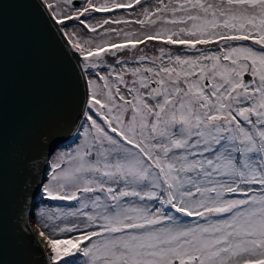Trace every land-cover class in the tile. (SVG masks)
Wrapping results in <instances>:
<instances>
[{
    "label": "snow or ice",
    "instance_id": "6c2138e0",
    "mask_svg": "<svg viewBox=\"0 0 264 264\" xmlns=\"http://www.w3.org/2000/svg\"><path fill=\"white\" fill-rule=\"evenodd\" d=\"M20 2L83 82L19 157L26 264H264V0Z\"/></svg>",
    "mask_w": 264,
    "mask_h": 264
},
{
    "label": "water",
    "instance_id": "95a60500",
    "mask_svg": "<svg viewBox=\"0 0 264 264\" xmlns=\"http://www.w3.org/2000/svg\"><path fill=\"white\" fill-rule=\"evenodd\" d=\"M73 56L37 22L29 5L0 0V160L7 182L0 264H26L35 258L17 230L19 157L36 153L39 134L47 127H67L77 119L83 82Z\"/></svg>",
    "mask_w": 264,
    "mask_h": 264
},
{
    "label": "rangeland",
    "instance_id": "374dc122",
    "mask_svg": "<svg viewBox=\"0 0 264 264\" xmlns=\"http://www.w3.org/2000/svg\"><path fill=\"white\" fill-rule=\"evenodd\" d=\"M55 2V0H54ZM69 11H71V9H68ZM96 16H101V15H107V14H95ZM115 18V17H113ZM91 23H96V21H91ZM112 27H118V28H121V29H124L125 31H132V30H135L136 26L135 25H128V26H125V25H112ZM69 32H75L78 36V38H82V39H88L91 36H96V34H87L85 33L81 27H75V28H69L68 29ZM103 31V30H101ZM111 35V34H110ZM96 38L99 40V39H102V37H98L96 36ZM143 47V46H141ZM111 60V58H109Z\"/></svg>",
    "mask_w": 264,
    "mask_h": 264
},
{
    "label": "flooded vegetation",
    "instance_id": "af4514ba",
    "mask_svg": "<svg viewBox=\"0 0 264 264\" xmlns=\"http://www.w3.org/2000/svg\"><path fill=\"white\" fill-rule=\"evenodd\" d=\"M75 3H83V0H75ZM107 15H113V14H107ZM74 23H75L74 21H69V24H74ZM81 29H82V27H81ZM85 33H87V32H85ZM87 34H89V33H87Z\"/></svg>",
    "mask_w": 264,
    "mask_h": 264
}]
</instances>
